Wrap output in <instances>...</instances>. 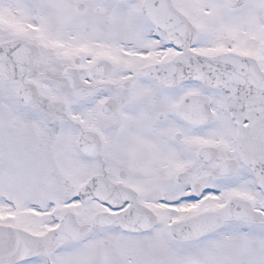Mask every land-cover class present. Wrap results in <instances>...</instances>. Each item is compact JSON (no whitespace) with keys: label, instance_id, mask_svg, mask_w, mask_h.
<instances>
[{"label":"snow or ice","instance_id":"snow-or-ice-1","mask_svg":"<svg viewBox=\"0 0 264 264\" xmlns=\"http://www.w3.org/2000/svg\"><path fill=\"white\" fill-rule=\"evenodd\" d=\"M0 264H264V0H0Z\"/></svg>","mask_w":264,"mask_h":264}]
</instances>
